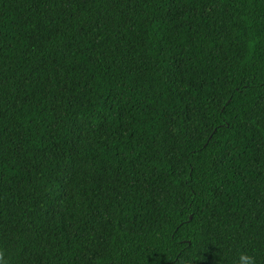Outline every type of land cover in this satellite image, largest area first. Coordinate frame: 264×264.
<instances>
[{
	"label": "trees",
	"instance_id": "16d2710c",
	"mask_svg": "<svg viewBox=\"0 0 264 264\" xmlns=\"http://www.w3.org/2000/svg\"><path fill=\"white\" fill-rule=\"evenodd\" d=\"M3 264H264V0H0Z\"/></svg>",
	"mask_w": 264,
	"mask_h": 264
},
{
	"label": "clouds",
	"instance_id": "9594fccd",
	"mask_svg": "<svg viewBox=\"0 0 264 264\" xmlns=\"http://www.w3.org/2000/svg\"><path fill=\"white\" fill-rule=\"evenodd\" d=\"M242 264H255V259L249 255H243L240 257ZM0 264H3L2 254H0Z\"/></svg>",
	"mask_w": 264,
	"mask_h": 264
}]
</instances>
